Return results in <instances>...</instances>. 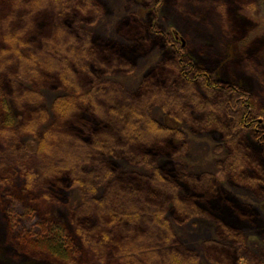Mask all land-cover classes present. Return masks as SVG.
I'll list each match as a JSON object with an SVG mask.
<instances>
[{
    "label": "rangeland",
    "instance_id": "obj_1",
    "mask_svg": "<svg viewBox=\"0 0 264 264\" xmlns=\"http://www.w3.org/2000/svg\"><path fill=\"white\" fill-rule=\"evenodd\" d=\"M30 1L0 0V34L20 32L26 53L43 49L49 55L46 41L52 37L51 26L61 24L73 35L74 30L79 35L91 32L94 47L108 50L96 52L90 65L83 63L71 70L85 88L91 89L96 82L103 89L91 110L75 108L72 123L63 125L76 138L67 151L71 159L91 154L82 147L90 146L95 132L117 128L103 116L113 103L137 102L157 91L183 97L175 109H165L163 95L149 106L150 116L161 126L183 136L177 139L172 132L165 146L149 150V154L160 153L156 161L170 183L168 188L175 184L185 208L195 213L184 220L174 203L166 204V217L177 241L194 251L200 264H212L211 247L218 262L236 264V252L229 248L234 246L243 249L252 263L264 264V0H76L73 5L48 0L44 11L30 8ZM61 13L66 15L62 23ZM6 47L0 37V50ZM180 56L205 69L223 90L209 96L199 85L182 88ZM17 62L11 55L0 56L4 65L0 64V89L8 102V109L0 107V127L8 120L12 124V129L0 132V264H120L111 251L100 256L101 249L97 252L93 238H87L85 229H95L98 214L79 215L85 196L80 185L66 174L58 183L40 178L39 143L56 122L54 100L66 92L50 81L40 90V109L18 101L17 92L36 88L16 77ZM51 70L43 79L57 81L59 71ZM227 87L237 88L251 105L260 122L257 131L229 133L226 115L208 111L207 105L226 98ZM39 110L45 111V121L25 128ZM107 158V166L87 171L95 173L91 177L105 178L97 193L89 192L95 202L106 196L108 183L123 188L124 176L138 179L148 174L146 168L123 157ZM203 178H208L205 188L195 182ZM136 183L139 193L153 194L141 180ZM154 193L143 204L156 211L163 208L162 192ZM143 208L130 205L128 211L138 213ZM156 217L155 212L148 215L150 221L144 216L149 226ZM241 222L252 223V229ZM132 223L141 234L155 233L142 218ZM222 226L234 236L223 237ZM95 241H99L98 233ZM54 247L64 253H55Z\"/></svg>",
    "mask_w": 264,
    "mask_h": 264
},
{
    "label": "trees",
    "instance_id": "obj_2",
    "mask_svg": "<svg viewBox=\"0 0 264 264\" xmlns=\"http://www.w3.org/2000/svg\"><path fill=\"white\" fill-rule=\"evenodd\" d=\"M17 1L21 2V0ZM53 1L54 4L67 5V3H70L73 5L76 0ZM47 2L48 0H31L30 8L33 6L35 11L42 10ZM69 10L71 12L73 8ZM42 11H44V9ZM83 14L85 13L78 14V18L82 17ZM65 16L64 13L60 14L59 21L61 23ZM67 31L69 30L64 28L62 24L51 26L52 37L46 41V50L49 52V55L40 51L43 49H37L33 50L34 52L30 51L26 53L24 51L26 46H24L20 32L0 34V37H2L7 44L6 48L0 50V56L6 58L11 55L13 59L18 61L17 65L19 70L16 72V77L25 82H30L36 88L34 91L17 92L16 99L18 101H28L37 106L36 110L40 109L38 107L42 100L40 90L47 83L49 84L50 81L57 82L66 92L65 96L58 97L54 100L52 108L57 117L56 122L48 127L39 143L36 155L37 159H41V164H39V169L41 170L38 171L40 178L48 184L49 182L58 183L57 181L66 174L73 184L80 185L85 191L83 206L80 208L79 215L97 212V226L95 229H85V234L87 238H93L91 242L97 252L101 249L99 252L100 256L103 254L106 255L108 251H111L120 264H200L199 256L177 241L175 231L169 219L166 217V204L169 202L174 203L178 212L180 214L182 213L181 218L184 220L189 219L190 215H195V213H193L194 210L185 208V205L178 195V187L175 186V184H171L168 188L169 182L165 179V176L159 168V163L156 161L160 153L154 151L149 154L151 146H165L167 140L172 138V132L177 139L183 137L181 133L176 134L175 131H172V129L168 127L161 126L159 122L152 118L149 114V106L155 100L161 99L160 96L163 95V98H166V101L163 103L165 109H175L176 106L180 105L183 101V97H179L174 93L162 94L160 91H157L154 95L136 100L137 102L131 101L123 104L113 103L114 105L107 107L108 112H105L103 116L111 123L118 125L117 128L114 127L115 131L113 129H105L95 132V135H92L93 139L90 146L82 147L83 150L86 149L91 154L79 157L76 160L71 159L67 151L71 149L72 144L76 142V138L74 135L70 134L69 131L67 132V130H64L63 125L72 123L70 117L75 108L82 106L81 111L85 108L91 110L98 96H101V93H103V89L99 83L96 82L91 89L85 88L82 82L79 83L76 81L74 78L75 74L71 72V70H73L74 67L77 68L83 65V63L87 66L90 65L94 61L96 52L104 51L108 53V50H98L95 48L97 45L92 44L91 37L93 34L91 32L79 35L78 33L80 32L74 30L75 35H73ZM79 37H82L83 41L79 42ZM66 39H68V41L64 42ZM74 41L78 44V48H76ZM175 44H177L176 37ZM4 63L5 62H3V64ZM3 64H1L2 67H4ZM51 69H57L59 71L55 73L59 76L56 78L57 81L43 79L45 73L50 74L51 71H53ZM178 69L181 74L180 85L182 88L193 89V86L199 85L209 96H214L217 90H223L219 89V85L215 82L212 75L205 69L196 67L187 57L180 56L178 58ZM177 91H181V88H178ZM224 92H226V98L221 100L219 104L207 105L208 111L213 113L221 111L226 115L229 120V133L257 131L260 122L258 121V117L254 115L255 112L251 108V105L243 100L242 93L234 87H227L224 89ZM80 102H83L84 105L82 103L79 104ZM0 107L8 109L7 95H5L1 89ZM39 111L29 118L26 123L28 125L25 126V128L31 129L34 126L36 128L45 121V111ZM11 125H9V120L6 121L5 125L0 127V132L2 133L4 130H7V128L8 130L10 128L12 129ZM7 134H10V132ZM110 155L111 157L113 156V158L123 157L130 163L146 168L148 171L147 176L138 177V179H140L145 186L152 188L153 194L139 193L137 191L138 184L136 182L140 180L124 176L121 180L125 185L123 188L112 181L113 183L107 184L106 196L102 201L95 202L89 198L88 195H90V190H92V194L95 192L97 193L101 180L105 178H100L98 176L91 177V174L95 173H87V171H89L90 167L95 168L110 164L107 158V156ZM99 156L101 157L99 158ZM75 161H77V163L73 164ZM237 161L240 162L238 158ZM1 163L2 161H0V165ZM239 166H242V164ZM99 170L102 171L101 169ZM129 181L131 186L128 185ZM195 182L200 187L205 188L208 183V178L195 180ZM154 190L162 192L161 204L163 208L158 207L156 211H154L153 207L150 205L143 204L146 203L144 202L145 197L154 196ZM130 205L144 208L138 211L139 216H137L136 214L138 213L128 211V206ZM226 208L228 209L229 207L226 206ZM154 212L157 217L149 226V222L145 220L144 216L147 218L148 215ZM257 216L260 220L258 214ZM140 218L143 219L146 226L154 229L155 233L152 236L137 232L138 227L135 228L132 222L134 219ZM147 219L150 221L149 218ZM241 223L242 225L247 224L248 229H252L253 227V224L250 222ZM222 227L223 237L230 235L234 236L233 231L224 226ZM97 233L99 235L98 242L95 241V235ZM113 236H115V240H113ZM229 248L236 252L238 258L236 264H260L252 263L244 250L240 249L238 246ZM53 251L59 255L64 253L60 248L56 247L53 248ZM95 254L98 256L97 253ZM210 254L212 264H226L218 262L217 259L214 258L215 254L212 247Z\"/></svg>",
    "mask_w": 264,
    "mask_h": 264
}]
</instances>
